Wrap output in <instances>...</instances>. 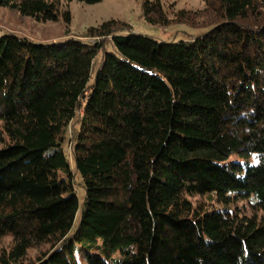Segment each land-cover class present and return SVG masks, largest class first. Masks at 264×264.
Here are the masks:
<instances>
[{
	"label": "trees",
	"instance_id": "16d2710c",
	"mask_svg": "<svg viewBox=\"0 0 264 264\" xmlns=\"http://www.w3.org/2000/svg\"><path fill=\"white\" fill-rule=\"evenodd\" d=\"M204 1L217 21L177 41L117 19L0 34V264H264V0ZM2 7L71 22L62 0Z\"/></svg>",
	"mask_w": 264,
	"mask_h": 264
},
{
	"label": "rangeland",
	"instance_id": "374dc122",
	"mask_svg": "<svg viewBox=\"0 0 264 264\" xmlns=\"http://www.w3.org/2000/svg\"><path fill=\"white\" fill-rule=\"evenodd\" d=\"M145 0H101L87 3L78 0H62L64 9L69 10L71 22L65 20L39 22L33 17L25 16L16 10L0 8V34L6 31L18 33L36 41L63 40L66 35H84L91 26H97L110 19L128 23L134 32L141 33L158 40L177 41L195 37L216 22V13L204 0H160L163 4L164 19L152 14L153 24L144 16ZM164 20V21H163ZM124 32L126 30H123ZM127 32V31H126ZM100 56L95 64L98 68ZM6 136L0 133V148L6 145ZM83 193V191H82ZM193 202L210 207L208 196L198 195ZM213 204H217L215 201ZM240 206L246 213H252V207L244 200L235 202L232 207ZM13 245V238L5 236L0 239V255ZM49 245H40L29 250L23 262L34 260L38 254L46 251Z\"/></svg>",
	"mask_w": 264,
	"mask_h": 264
}]
</instances>
